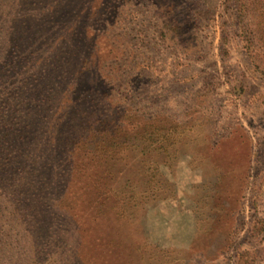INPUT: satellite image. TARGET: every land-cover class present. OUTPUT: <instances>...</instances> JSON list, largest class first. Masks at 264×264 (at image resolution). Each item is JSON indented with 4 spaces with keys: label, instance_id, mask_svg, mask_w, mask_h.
I'll list each match as a JSON object with an SVG mask.
<instances>
[{
    "label": "rangeland",
    "instance_id": "obj_1",
    "mask_svg": "<svg viewBox=\"0 0 264 264\" xmlns=\"http://www.w3.org/2000/svg\"><path fill=\"white\" fill-rule=\"evenodd\" d=\"M45 2L57 5L62 30L55 35L73 26L54 63L78 57L99 76L82 77L100 87L88 90L99 96L89 100L100 99L104 113L151 114L152 129L173 125L181 138L169 155L142 160L132 150L118 161V183L133 177L142 190L143 168L151 164L163 186L127 220L92 214V222L80 223L84 236L77 220L63 212L55 218L68 233V263L75 264L76 247L82 264H103L98 240L119 231L134 264H264V49L245 41L250 32L264 38V0H39L27 6L33 16L22 8L12 21L0 15V26L38 23ZM69 8L78 12L70 16ZM5 208L0 264H39L29 246L35 235ZM49 255L52 261L59 251Z\"/></svg>",
    "mask_w": 264,
    "mask_h": 264
},
{
    "label": "trees",
    "instance_id": "obj_2",
    "mask_svg": "<svg viewBox=\"0 0 264 264\" xmlns=\"http://www.w3.org/2000/svg\"><path fill=\"white\" fill-rule=\"evenodd\" d=\"M13 1L6 4L0 0V15L8 21L22 8L24 17L33 16L27 14V6L39 0ZM53 2L57 4L58 0ZM55 7L43 3L40 19L34 25L24 21L19 24L21 28L0 26V205H5L11 218L35 235L29 246L37 253L39 264H70L65 246L68 233L55 219L61 212L71 223L77 220L79 233L87 236L80 223L92 222V214L105 212L112 219L127 220L135 207L161 188L158 171L151 164L143 168L142 190L135 189L133 177L118 183V161L128 159L132 150L142 160L152 161V156L176 152L175 144L181 141L175 133L179 131L176 126L156 125L152 129L151 114L141 119L137 112L127 109L121 113L100 111V99L89 100L98 94L88 95V90L97 92L99 84L82 79L85 71L95 75L96 80L99 78L89 63L85 67L78 57L54 63L63 50L64 45H59L69 36L66 31L73 29L66 25V31L55 35L62 30V25L54 20ZM69 10L70 16L78 12ZM249 34L252 33L245 35L249 48L256 49L258 44L259 50H263L264 38ZM89 83L93 85L88 86ZM228 136L230 132L223 138ZM209 139L211 143V136ZM46 200L48 207L44 209ZM45 210L51 216L49 223ZM1 213H5L4 209L0 210V232L4 226ZM42 214L46 215L44 221ZM74 214H78L75 219ZM122 239V233L116 231L109 238L102 236L98 240L96 249L103 264H134L131 247L123 250ZM54 248L59 255L51 261L49 254ZM72 252L71 261L82 264L77 254L83 251L75 247ZM118 253L120 256L114 259Z\"/></svg>",
    "mask_w": 264,
    "mask_h": 264
}]
</instances>
